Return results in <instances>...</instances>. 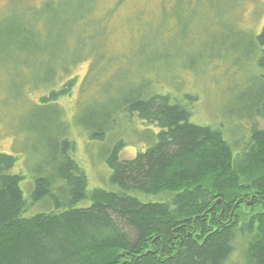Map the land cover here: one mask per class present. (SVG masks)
I'll return each instance as SVG.
<instances>
[{"label":"trees","instance_id":"1","mask_svg":"<svg viewBox=\"0 0 264 264\" xmlns=\"http://www.w3.org/2000/svg\"><path fill=\"white\" fill-rule=\"evenodd\" d=\"M98 1L71 0L53 31L43 34L23 20L0 39L5 46L13 37L14 54L56 61L43 83L26 93L44 92L40 105L55 109L58 117L57 102L70 95L76 79L56 84L89 60L94 39L107 34L109 16L94 14ZM57 41L66 52L57 51ZM255 44L261 53L257 65L264 68V23ZM13 53L0 47V58ZM114 60L110 54L102 66L91 65L83 83L95 86L107 73L115 80ZM148 90L143 85L116 102L113 113L89 115L79 124L90 141L104 140L120 118L135 117L147 127L144 151L121 160L125 144L118 141L107 155L109 190L88 187L63 120L59 137L48 143L46 167L31 171L26 198L19 186L24 175L12 172L17 158L0 153V264H227L239 241L238 264H264V91L236 155L219 127L190 122L195 97ZM162 194L169 197L147 200ZM39 204L48 208L33 213Z\"/></svg>","mask_w":264,"mask_h":264},{"label":"rangeland","instance_id":"2","mask_svg":"<svg viewBox=\"0 0 264 264\" xmlns=\"http://www.w3.org/2000/svg\"><path fill=\"white\" fill-rule=\"evenodd\" d=\"M119 1H98L94 14L97 18L109 16L108 35L95 38L96 50L89 60L72 67L56 84L55 88L76 79L70 95L57 102L60 117L55 109L40 105L38 99L44 92L26 93L27 88L36 89L43 83L47 67L56 61L40 54H14L17 42L13 37L5 46L0 43L14 54L0 58V153L17 158L12 172L24 175L19 186L25 198L33 186L31 171L46 167L48 143L59 137L62 120L88 187L109 190L107 155L118 141L125 144L121 160L144 151L150 143L143 138L147 127L135 117L120 118L104 140L90 141L82 128L78 129L79 124L89 115L113 113L116 102L143 85L150 92H169L181 99L184 94L195 97L190 122L219 127L236 155L249 137L252 114L264 91V68L257 65L261 53L255 44L264 23V0H122L111 12ZM69 5L71 0H0V39H6L3 31L23 20L25 26L26 22L36 24L43 34L53 31ZM54 45L59 53L66 52L58 41ZM49 51L55 52L53 46ZM110 54L119 67L116 79L112 81L107 73L97 84L92 83L96 87L83 83L90 66H102ZM118 86L121 92L115 91ZM163 194L147 200L169 197ZM45 208L48 206L39 204L33 213ZM241 253L239 241L227 264H238Z\"/></svg>","mask_w":264,"mask_h":264},{"label":"water","instance_id":"3","mask_svg":"<svg viewBox=\"0 0 264 264\" xmlns=\"http://www.w3.org/2000/svg\"><path fill=\"white\" fill-rule=\"evenodd\" d=\"M217 203H220L219 201ZM250 204V203H249Z\"/></svg>","mask_w":264,"mask_h":264}]
</instances>
